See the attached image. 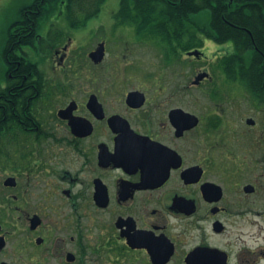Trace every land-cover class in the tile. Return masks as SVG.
I'll list each match as a JSON object with an SVG mask.
<instances>
[{
	"label": "flooded vegetation",
	"instance_id": "flooded-vegetation-1",
	"mask_svg": "<svg viewBox=\"0 0 264 264\" xmlns=\"http://www.w3.org/2000/svg\"><path fill=\"white\" fill-rule=\"evenodd\" d=\"M119 4L83 59L38 35L0 77V264H264V56L231 77L232 43L187 23L168 45Z\"/></svg>",
	"mask_w": 264,
	"mask_h": 264
},
{
	"label": "trees",
	"instance_id": "trees-1",
	"mask_svg": "<svg viewBox=\"0 0 264 264\" xmlns=\"http://www.w3.org/2000/svg\"><path fill=\"white\" fill-rule=\"evenodd\" d=\"M106 0H34L30 5L20 9L18 19L11 25L7 32V40L2 51V60L5 64L4 72H11L13 69L9 59H15L21 54L22 47L28 46L38 38V22L45 17L48 10L58 7L65 9L66 20L71 28H76L74 14L84 9V19L82 25L93 16L97 15ZM227 0H120L119 12L115 18L119 23L129 21L140 26L159 27L150 33L159 34L166 43L170 45L175 32L172 29H164L165 26L189 24L194 26V43L197 42V30L207 39L216 44L232 43L236 49L233 56L241 58V69L237 70L235 64H225L226 74L234 75L238 72L241 75H249L255 72V67L251 58L264 56V0H235L226 5ZM242 3V5H241ZM126 9L129 13L125 14ZM36 10L38 14L34 16V26L31 27L30 35L13 46L11 35L18 33L28 23L24 21L27 11ZM76 12V13H75ZM206 15V22L203 23L198 16ZM48 15V14H47ZM250 32V36L243 30ZM27 34V32H26ZM38 41V40H37ZM13 46V47H12ZM254 49H257L256 52ZM21 52V54L19 53ZM260 53V54H259ZM8 55V58H7ZM26 72H36V68L29 61L22 64ZM258 72V71H256ZM244 79V78H243ZM259 81V80H258ZM250 85L248 81H244Z\"/></svg>",
	"mask_w": 264,
	"mask_h": 264
},
{
	"label": "rangeland",
	"instance_id": "rangeland-1",
	"mask_svg": "<svg viewBox=\"0 0 264 264\" xmlns=\"http://www.w3.org/2000/svg\"><path fill=\"white\" fill-rule=\"evenodd\" d=\"M34 0H0V77L4 73L5 64L2 60V51L5 44V40L7 37V31L9 26L18 19V14L20 9L25 6L30 5ZM119 0H107L105 4H103L101 10L107 9H118ZM92 9H84L82 11H91ZM82 11H78L75 15V23L81 24L84 19V13ZM65 16L52 14H46L45 17H42L38 22L37 34L40 36V40L36 43L39 46V53L41 56H47L50 46H58L68 39L70 42L67 53L72 57V59H83L90 47L92 41L99 39L103 36L104 28L101 30L91 29L94 27L91 21H87V23L78 28H71L68 26ZM199 19L202 20L203 23L206 22V15L198 16ZM27 50V49H26ZM44 54V55H42ZM215 55L214 48L209 52V57H213ZM58 60L56 58L50 59L45 66L42 67V70L46 72L51 71L53 65ZM59 62V61H58ZM42 65H40L41 67ZM53 71V70H52ZM71 87V84L68 85ZM242 100V104L251 105L248 101L247 97ZM195 105H205L208 103L207 99L200 95L198 92H195Z\"/></svg>",
	"mask_w": 264,
	"mask_h": 264
},
{
	"label": "water",
	"instance_id": "water-1",
	"mask_svg": "<svg viewBox=\"0 0 264 264\" xmlns=\"http://www.w3.org/2000/svg\"><path fill=\"white\" fill-rule=\"evenodd\" d=\"M194 55H197V53H194ZM90 56H91V58H93L95 60L100 59V57H101V49L97 50L95 53H92ZM200 79H201V76L197 77L196 80H195V84L198 83Z\"/></svg>",
	"mask_w": 264,
	"mask_h": 264
}]
</instances>
